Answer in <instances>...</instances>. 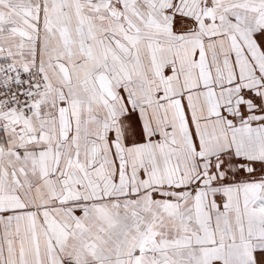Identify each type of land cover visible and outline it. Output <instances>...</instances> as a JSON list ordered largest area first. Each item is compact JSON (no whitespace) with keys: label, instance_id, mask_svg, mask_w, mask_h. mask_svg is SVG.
Returning a JSON list of instances; mask_svg holds the SVG:
<instances>
[{"label":"snow or ice","instance_id":"obj_1","mask_svg":"<svg viewBox=\"0 0 264 264\" xmlns=\"http://www.w3.org/2000/svg\"><path fill=\"white\" fill-rule=\"evenodd\" d=\"M0 264H264V0H0Z\"/></svg>","mask_w":264,"mask_h":264}]
</instances>
